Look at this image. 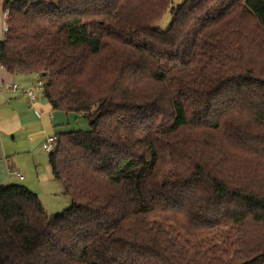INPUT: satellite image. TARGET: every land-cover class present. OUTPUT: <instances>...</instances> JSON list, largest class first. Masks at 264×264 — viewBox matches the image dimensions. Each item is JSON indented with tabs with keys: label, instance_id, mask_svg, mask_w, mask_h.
<instances>
[{
	"label": "trees",
	"instance_id": "1",
	"mask_svg": "<svg viewBox=\"0 0 264 264\" xmlns=\"http://www.w3.org/2000/svg\"><path fill=\"white\" fill-rule=\"evenodd\" d=\"M13 0L0 61L88 130L49 153L73 204L0 186V264H264V0Z\"/></svg>",
	"mask_w": 264,
	"mask_h": 264
},
{
	"label": "crops",
	"instance_id": "2",
	"mask_svg": "<svg viewBox=\"0 0 264 264\" xmlns=\"http://www.w3.org/2000/svg\"><path fill=\"white\" fill-rule=\"evenodd\" d=\"M7 1L13 0H0V40L5 36L4 13ZM33 74L11 73L4 67H0V186L20 185L26 182L35 184V179L42 184L43 181L51 180L50 174L53 171L50 162L49 169L44 173L39 167L40 156L37 153L36 134L58 136L60 133L70 131L66 130L63 120L58 121L63 116L55 114L59 111L68 115V112L54 109L45 93L40 96L38 93L34 100L26 93V89L34 88L36 80ZM14 84H19V87L14 89ZM76 114L82 116L81 113ZM54 122L55 132H52ZM15 171H19L24 178L21 179ZM57 181L60 180L57 179Z\"/></svg>",
	"mask_w": 264,
	"mask_h": 264
},
{
	"label": "rangeland",
	"instance_id": "3",
	"mask_svg": "<svg viewBox=\"0 0 264 264\" xmlns=\"http://www.w3.org/2000/svg\"><path fill=\"white\" fill-rule=\"evenodd\" d=\"M184 2L185 0H172L169 9L165 12V14L156 24V28H158L161 31H166L171 26L174 19L173 8L177 9ZM33 75L35 76V80H36L34 82V89L36 90L37 94L39 93L40 96L44 94V86L39 87L40 81L44 80L45 77L37 73H34ZM57 113L63 116L62 117L63 119L61 118L58 121L63 120L62 122L65 128L67 127L66 130H88L90 128L89 120L85 116H78L75 112L69 113L68 115H66L65 113H61L59 111L55 112V114ZM55 122L52 123L53 124L52 126L54 128L52 132H55ZM49 136H55V135L36 134V140H35L38 143L37 153L38 156H40L39 157L40 161H38V163L40 164L39 167L41 168V172L43 173L46 170H48L50 167L49 151H47L43 146V144L46 143L47 138ZM50 178L51 180H46L45 182L43 181L42 184H39L38 179H35V184H30L29 182H26V184L20 183V185L29 187L34 192L39 194L43 206L49 215L63 213L72 206L73 201L70 196L65 194V192L63 191L62 183L60 181H57V179H55L52 172L50 174Z\"/></svg>",
	"mask_w": 264,
	"mask_h": 264
},
{
	"label": "built area",
	"instance_id": "4",
	"mask_svg": "<svg viewBox=\"0 0 264 264\" xmlns=\"http://www.w3.org/2000/svg\"><path fill=\"white\" fill-rule=\"evenodd\" d=\"M9 20H10V9L7 8V9H5V13H4V25H5L4 26V28H5L4 31H5V34H6V31L8 30V28H9ZM0 67H3L1 61H0ZM44 85H45L44 80H41L39 87H43ZM18 87H19L18 84H14V89H16ZM26 93L29 94V96L31 97L32 100L37 98V93H36V90L34 88L26 89ZM30 106L32 108L34 107L32 104ZM57 142H58V137L56 135L55 136H49L47 138L46 143L44 144V147L50 153V152H52L55 149V147L57 145ZM15 174L18 175L21 179L24 178V176H22L19 171H15Z\"/></svg>",
	"mask_w": 264,
	"mask_h": 264
},
{
	"label": "water",
	"instance_id": "5",
	"mask_svg": "<svg viewBox=\"0 0 264 264\" xmlns=\"http://www.w3.org/2000/svg\"><path fill=\"white\" fill-rule=\"evenodd\" d=\"M43 76H46V74L44 73Z\"/></svg>",
	"mask_w": 264,
	"mask_h": 264
}]
</instances>
